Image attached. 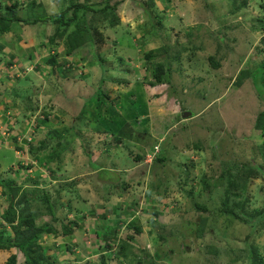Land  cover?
Segmentation results:
<instances>
[{
    "label": "rangeland",
    "instance_id": "rangeland-1",
    "mask_svg": "<svg viewBox=\"0 0 264 264\" xmlns=\"http://www.w3.org/2000/svg\"><path fill=\"white\" fill-rule=\"evenodd\" d=\"M36 1L32 10L39 14L44 13V16L46 12L56 14L60 8L66 7L70 0ZM232 1L154 0L153 6L149 7L148 12H144L133 0H126L119 7V22L109 30H100L103 35L101 45L95 47L83 44L80 46L78 56L62 54L58 57L56 70L48 75L47 79L43 74L50 71V66L44 63V58L49 52L44 50L46 44L43 42L48 41V35L55 33L57 24L41 22L30 26L12 23L13 27H18L15 30L16 35L14 32L5 33L0 39V101L5 102L8 98L6 103L9 108L5 111L8 113L5 117L7 124H13L11 128H17L20 124L30 126L34 130L32 133L35 134L36 144L38 139L43 137L50 141L48 143L55 144L59 138H56L54 133L49 132L47 128H36L38 122L43 120V111H46L49 115L47 124L51 128L54 126L62 130L67 128L61 140L67 144V148L61 151L59 167L58 163H49L55 173L48 168H42L39 162L29 163L27 166L32 169L29 172L16 163L20 161L21 164L22 159L35 162L34 158L27 152L16 154L13 149L0 142V178L15 177L22 183L23 188L28 190L34 185L31 179H36L38 187L47 189L51 194L57 216L64 219L65 223L73 218L77 219L78 232L85 223L92 236L95 226L99 231L101 224L112 221L111 217L106 219L104 214H100L102 208L110 207L113 203L124 205V210L129 209L132 214L128 215L126 223L120 221L121 224L117 223L116 226L121 237L126 234L134 236L135 243L132 249L140 257H146L145 254L153 257L157 250L166 258L170 250L175 248L171 253V264H248L243 258L234 262L237 258L234 255L239 256L240 253L243 255L242 240L251 231L249 225L236 220L227 223L224 214L217 215L218 213L213 210L219 204L218 193L211 192V195L203 196L205 193L200 181L203 173L207 176L219 174L225 167L221 164L222 160L248 162L247 158L255 157L260 163L264 159V134L259 137L256 135L258 131L253 130L256 113L264 109V53L256 52L262 47L259 41L261 34L252 29V22L249 23L250 20L255 22L256 18L253 19L255 16H262L263 9L260 4L264 0H246L247 5L235 13L229 12ZM27 2L30 0L23 3ZM6 3L9 4L6 0H0V11H3ZM30 12L31 8L23 4L17 9L20 17H26L27 14H31ZM154 14L162 17L160 23H155L157 35L148 32L149 15ZM161 24L162 27H158ZM255 25L259 24L254 23ZM218 34L223 35L224 39L219 41L215 39ZM212 35L214 37H211ZM24 40L32 42L31 52L33 54L36 52V61L21 57L19 60L22 61L24 68L17 71L14 62L19 55H24L28 51L19 50L18 42L23 46L21 42ZM56 42V47L59 48L62 44L59 39ZM38 46L40 49H37ZM163 46L168 50L164 55L158 49ZM61 49L62 47L59 48ZM150 49H158L154 53L161 56L169 55V62L166 65L172 69L166 72L168 82L164 84L151 86L148 83L150 72L147 71L144 75L143 52ZM178 52L181 57L180 63L170 59ZM211 54H215L214 59L220 62L218 67H214L209 61L208 55ZM190 56L191 60L188 59ZM160 60L164 61L162 58ZM61 62L65 63V68L70 66V70H66V78L60 77L65 75L63 72L58 74ZM37 64L42 69H36ZM241 69H247L250 76L246 75L240 80L238 75ZM115 71L129 84L122 87L120 91L122 94L112 105L105 100L102 93H97L100 87L99 79L110 78ZM238 80L241 84L236 83ZM97 99L103 100L106 106V110L102 109L103 112L98 118L94 110L96 105L93 103ZM100 100L97 101L98 105H101ZM83 108L90 111L89 118L92 122L88 118L76 119L75 116ZM1 109L3 108L0 104ZM86 115L88 117V112ZM126 122L131 123L130 127L139 128V132L136 133L137 137L142 139L140 142L154 144L155 138L159 141L155 143L156 148L161 149L163 145V153L167 158L163 164H154L150 170L145 162H134L129 151H149L151 147L146 144L142 145L135 141L123 143L118 147L112 144L118 137L117 131L122 129ZM109 124L118 128L114 131L105 126ZM0 125L2 128L0 133L3 131L8 133L5 126L2 123ZM96 127L109 128L115 134L112 135L109 131L102 132L104 139L100 143L109 145L105 148L98 142L100 144L98 147L94 140L92 144L94 147L88 146L87 151L82 147L86 143L74 135L73 130L68 129H82L81 136L90 140V133H86L88 130L86 128ZM248 137L255 141L254 151L248 143L251 139ZM197 146L203 147L196 148ZM88 151L91 154H88ZM251 151L253 156H249ZM236 152L238 155L241 153V156H237ZM192 162L193 168L190 165ZM12 165L16 170H13ZM187 166L190 167L187 169L189 181L184 183L186 171L183 169ZM9 168H12L10 172ZM166 177L168 195L163 198L166 203L159 206L161 213L154 217L156 223L152 225L148 220L154 216L152 208H157L158 204L149 201L145 204L144 192L148 182L158 184L159 179ZM54 178H58L59 182L61 180L76 182L63 188L57 197L58 187ZM105 178L110 181L104 180ZM113 180L118 182L111 185ZM122 182H129L130 186L123 189ZM1 189L0 185V192ZM162 189L160 186V192ZM249 191L251 208L262 209L264 176L254 179ZM193 201L208 205L210 212L215 216L212 221L210 212L206 211L208 226L215 227L210 229V234H205L202 238L196 236L194 230L196 225L191 223L198 220L200 213ZM58 202H63V206ZM133 202H137V206L133 205ZM38 204L44 211L47 210L46 204ZM63 208L69 210L65 211ZM124 210L119 213L121 217L125 216ZM256 218L258 217H254ZM42 219L46 221L49 217L42 215L39 221ZM130 222L141 225L142 231L136 233L134 228L127 227ZM163 223L166 224L164 230L158 227ZM57 225L60 227L58 223ZM159 233L164 235L163 239L157 238L156 235ZM79 238L70 237L69 241L73 243L77 253L60 254L61 264H84L81 259L89 256H96L95 260L90 261L94 260L93 262L97 264L101 261V256L110 252V249L92 250L91 240H87L86 243L89 245L85 246L81 235ZM251 238L254 247L259 252H264V218L253 228ZM48 239L54 240L52 237ZM184 246L188 252L182 250ZM215 248H219L218 252ZM227 248L233 250L227 251ZM0 252L4 254L6 260L10 254L16 252V249ZM17 255V264H22L23 256L21 253ZM110 256L114 254L111 253ZM158 260L160 262L162 259ZM104 261L114 264L117 260L105 256ZM126 263L121 261V264Z\"/></svg>",
    "mask_w": 264,
    "mask_h": 264
},
{
    "label": "trees",
    "instance_id": "trees-1",
    "mask_svg": "<svg viewBox=\"0 0 264 264\" xmlns=\"http://www.w3.org/2000/svg\"><path fill=\"white\" fill-rule=\"evenodd\" d=\"M9 2V4L4 5L3 11H0V39L5 33L14 32L16 28L13 27L11 24L19 23L20 25L26 24V25H35L38 23L43 22H49V23H56V31L53 35H48V41L46 40L43 42L46 44V48L44 50H47L49 53L44 58V63L49 65L50 71L46 74H43V76L47 79L48 75H51L56 70V65L58 63V57L63 55H71V56H78L79 55V49L80 46L83 44H90L95 47L100 46L102 43L103 35H101L100 30H109L114 25H116L119 22V7L126 1V0H97V1H89V0H77L76 2H73L72 0L69 1V4L64 7L60 8L59 12L56 14L53 13H45L39 14L34 9L32 10V6L37 3L36 0H30V2L23 3L19 0H6ZM194 2H197V0H193ZM203 2L205 0H202ZM133 2L138 5L141 10L144 12H148L149 7H152L154 4V0H133ZM231 3V2H230ZM23 4L24 6H27L28 8H31V14H27L26 17H20L17 14L18 7ZM247 5L246 0H233L232 1V7L229 12L235 13L236 11H240L242 8H244ZM261 8L263 9L262 16H255L253 19H255L254 23H258V26H254V23L252 20L249 21L251 23L252 29L255 31H259L261 34L260 42L262 43L261 49L255 45L258 51H262L264 53V2L260 4ZM156 17V18H155ZM42 18V19H41ZM162 19L161 16H157L154 14V16L149 15V21L147 22L148 32H151L155 34V31L157 33L156 25L155 23L161 22ZM156 21V22H154ZM158 27H162V24ZM43 33V31H42ZM46 35V34H45ZM157 35V34H155ZM42 36V34H41ZM211 37H214L212 35ZM59 39L60 43L62 44L60 47H62L61 50L56 47L57 42L56 40ZM218 41L220 39H224L223 35H217L215 37ZM28 41V43H26ZM23 46H21L20 49L24 50L27 49L26 53L22 56L25 57L27 60L30 61H36V52L34 54L31 52V45L32 42L30 40H24L21 42ZM42 43V44H43ZM26 44V45H25ZM34 45V44H33ZM97 45V46H96ZM57 48V49H56ZM200 48V46H199ZM37 49H40L39 46ZM159 50L164 54L168 53L167 48L159 47ZM155 49H150L143 52L144 56V62L143 67L145 68V73L147 71L150 72V79L148 80L149 85L155 86V85H161L164 84L167 81L165 74L168 70L172 69L171 66H167L166 63L169 62V55L167 56H161L158 53H154V51H158ZM161 56V57H160ZM172 57V56H170ZM215 54L208 55L209 61L213 64L214 67H218L220 65L219 61H216L214 59ZM259 57V54H258ZM12 58V57H11ZM157 60L155 61V59ZM164 59L162 62L160 60ZM191 56L188 57L189 60H191ZM177 63L181 62V57L179 52L176 53V55L172 58ZM121 61V60H120ZM15 66L14 68L18 70H23L24 66L22 64V61H19L17 59L16 62H14ZM65 63L61 62L60 67H58V74L63 72L60 77L66 78L67 73L66 70H70L69 67H64ZM36 69H42L40 65H36ZM127 71L129 69H126ZM169 74V73H168ZM250 76L248 74V70L241 69L239 71L238 78L242 80L245 78L244 76ZM55 81L54 79H50ZM238 80L236 83L241 84V81ZM107 84L109 86H107ZM129 82L123 78L119 77L118 72L115 71V74L110 78L101 77L99 79V86L98 87V93H102V96L105 98V100L110 103L114 104L117 102V99L119 98L120 91H122V87H127ZM238 84V85H239ZM105 86V89H104ZM109 87V88H107ZM118 91H117V90ZM116 91L118 93H116ZM100 92V93H99ZM28 97V96H27ZM100 99H97V101ZM92 100H87V102H90ZM94 101V100H93ZM92 101V102H93ZM101 105L105 104L103 100H100ZM104 102V103H103ZM95 103V101H94ZM98 105V104H97ZM99 106V105H98ZM27 109V106H24ZM31 109V108H30ZM33 111V110H32ZM44 112V117L42 118L40 122L43 124L45 123L47 125L48 122V112ZM87 110L81 109L76 115V119L78 118H88L90 122L92 120L87 117ZM25 115V114H24ZM27 117V116H26ZM136 117V116H135ZM87 120V119H86ZM96 122V121H95ZM130 122H126V125L117 131V139L116 142L113 140L112 144H118L119 146L123 143H131L132 141L141 143L142 145L146 144L150 146L149 151L144 152H138V151H129V155H131L132 159L135 163H142L144 162V159L146 158V155L149 152L154 151L155 143H158L159 141L154 138V144H150L149 142H140L142 139H139L137 137V133L139 132V128L135 129L134 127H130ZM129 125V126H128ZM38 126V125H37ZM71 126V125H70ZM49 132L54 133L56 138H59L55 144L48 143L50 142L46 138L40 139L37 144L33 142L30 143L28 147V153L29 155L34 158L39 164L43 166V168H48L51 172H54V170L49 166L50 162H55L56 164L58 162H61L62 156L61 151H64L67 148V144L62 140L63 133L67 132V128L58 129V128H47ZM73 130V134L78 136L81 141L85 142L86 145L82 146L85 151L89 150L88 146L93 148L92 144L94 143V140L98 143H100L101 140L104 139L103 133L109 131L110 133L115 134L112 130H109L107 128H86L88 129L86 131L87 134L90 133L89 139L86 140L84 137L81 136L83 134L82 129H76V128H68ZM76 129V130H74ZM253 130L258 131L259 137L263 136L264 134V109L259 110V112L256 113V117L254 120V126ZM138 131V132H137ZM137 132V133H136ZM136 133V136H135ZM34 138V137H33ZM251 138V137H248ZM54 139V138H53ZM249 145L252 148V151H254V145L255 141L251 138L249 140ZM107 147L109 145L108 143H100ZM203 146H197L196 148H202ZM163 145H161V149L159 148L157 152L154 153V157L151 160L150 163H146V166L151 170L155 165L163 164L165 160L167 159L165 154L163 153ZM252 151L249 156H253ZM88 154H91L88 151ZM237 154V152H236ZM237 156H241V153ZM248 159V162L243 161H233L232 159L228 160H222L221 164H224L225 167L222 168L219 174L216 176H207L205 173L201 174L200 181L202 190H204L203 193L205 195H211V192L218 193L217 197L219 198V204L217 208H215L213 211L215 213H218L217 215L224 214V218L227 219V223H229L230 220H236L238 222H244L246 225H249L248 227L251 229V231L246 234L244 237L243 244V255L240 253L239 256L236 254V260L234 262H237V259L241 260L243 258V261H247L248 264H264V252H259L256 247H254L252 243L251 234L253 231V228L257 225L259 221L264 218V207L262 209L258 208H251L252 201L250 200V191L249 186L256 178H260L261 176H264V159L262 162L258 163L257 159ZM95 165L93 162H90V164ZM188 165V164H186ZM193 168L194 164L193 162L190 164ZM19 166V165H18ZM58 167L60 164L58 163ZM15 167V166H12ZM119 167H117L118 170ZM190 167H185L183 169L186 171V177L183 178L184 183H187L189 181L187 169ZM12 168L8 169V172H10ZM14 170V168H13ZM182 170V171H183ZM38 172V171H37ZM55 173V172H54ZM162 177V176H161ZM58 179V178H54ZM107 181H110L108 179H104ZM160 183L154 184V182L150 181L147 183L144 196H145V204L149 201L152 203L158 204V207L152 208L154 216H152L148 221L154 225L156 223L155 216H158L161 211L159 209L160 205H165L166 202H164V199L168 194L166 192L167 187V181L166 179H159ZM33 182V187L28 190L23 188V185L21 182L17 181L15 177H6V178H0V185L2 187L1 194L5 197V201L7 204L3 205L2 210L0 211V250H12L13 248L16 249V252H13L10 254L4 264H17L18 263V255L17 253H21L23 256V262L22 264H61L60 260V254H73L76 252L75 247L73 246V243H71L70 237L71 234H73L76 230V227L78 226V221L75 219L69 220L67 223L64 222V219L60 218V216H57V210L55 208V204L51 200V194L47 191V189L39 188L38 187V181L36 179H31ZM76 181L72 180L71 182L63 181L59 182L57 180L56 186L58 187V190L56 191L57 197H59L60 191L68 187L70 184H74ZM117 180L111 181V185L117 183ZM123 189H127L130 186L129 182H122ZM160 186L163 188L160 192L159 188ZM194 190V185L191 186V192ZM263 191V189H262ZM201 191H199L200 193ZM111 193V191H110ZM120 193V192H119ZM121 194V193H120ZM167 194V195H166ZM202 196V193L200 194ZM57 198H55L56 201ZM59 199V198H58ZM164 202V203H163ZM37 203V204H36ZM38 203H44L47 205V210L44 211L42 208L39 207ZM60 205L63 206V202H58ZM196 208L199 210V218L198 220H195L191 223L196 225V228L194 227V230L196 231V236L201 237L205 234H210L211 230L215 227L208 226V217L205 215L206 211H211V209L208 208V205L205 203H201L200 201H193ZM36 204V206H34ZM120 205V204H119ZM130 205V204H129ZM133 205L137 206V202H133ZM61 206V207H62ZM120 213H122V206L119 207ZM63 210H65L63 208ZM66 210H69L68 208ZM65 210V211H66ZM104 211V210H103ZM143 212V210L141 211ZM125 214L124 218L117 217V219L112 220L108 225H110L111 230L108 231V237L107 239H110L108 241V246H106L107 241H105V244L95 242L97 239L93 240V243L98 244L97 249L100 251L102 250H108L110 249V253L101 256V261H99L97 264H108L105 263L104 257L107 256L111 260H117L114 262V264H121V261L123 263L127 262L126 264H171V253L175 251V248H172L170 253L165 258L162 253L155 250L154 256L149 257V254H145L146 257H140L137 254L133 252V243L134 236L132 234H126L125 236L121 237V235L118 234L117 229V223L120 221L123 223H126V220L128 219V215H131L132 212L126 211L123 212ZM213 213V212H212ZM211 214V219H215V216ZM104 214V213H103ZM42 215H46L49 217L48 220L43 221L39 218L42 217ZM65 215V214H64ZM106 215V213L104 214ZM246 217V218H243ZM247 216L249 218H247ZM66 217V216H65ZM104 217V216H103ZM254 217H258L254 219ZM247 219V220H246ZM258 219V221H256ZM250 220V221H249ZM211 222V221H209ZM57 223L60 225V227L57 225ZM166 224L158 225L159 228L164 230L166 228ZM210 225V224H209ZM229 225V224H228ZM8 226L9 228H7ZM134 228L136 233H140L142 231L141 225H137L133 222H130L129 225L127 224V227ZM209 227V229H208ZM211 229V230H210ZM152 233V230H151ZM233 232H231L232 234ZM230 234V235H231ZM101 233L96 232V236L100 237ZM157 238H164L163 234L156 235ZM53 238L54 240H50L48 238ZM205 237V236H204ZM116 246L115 249H111L112 247ZM219 248H215L216 252H218ZM183 251H187L186 246L182 249ZM228 250H233L230 248H227ZM116 251V252H115ZM108 252V251H107ZM77 253V252H76ZM113 253L114 256H110V254ZM147 253V252H146ZM218 254V253H217ZM233 256V257H234ZM122 258V259H120ZM96 259V258H95ZM94 259V260H95ZM158 259H162L159 260ZM83 260V259H81ZM121 260V261H120ZM85 262L84 264H96L95 262ZM173 264V263H172Z\"/></svg>",
    "mask_w": 264,
    "mask_h": 264
},
{
    "label": "crops",
    "instance_id": "crops-1",
    "mask_svg": "<svg viewBox=\"0 0 264 264\" xmlns=\"http://www.w3.org/2000/svg\"><path fill=\"white\" fill-rule=\"evenodd\" d=\"M37 2V1H36ZM8 34V33H7ZM18 45H19V48H21V44H19V42H18ZM10 51V50H9ZM15 57V56H14ZM22 56H20V57H17L18 58V60L21 58ZM19 61H21V60H19ZM8 99V98H7ZM7 99L5 100V102H3L4 100H1L0 101V104H1V107L3 108V109H1L0 110V123H2V125H4L5 126V129L8 131V133L7 134H5V131H3L2 133H0V142H3V143H5L4 145H6L8 148H11V149H13L14 151H15V153L17 154V152H16V150H21V149H23V148H25V145H24V142L22 141H19L17 138L18 137H21L22 135H29V134H31L32 135V137H34L33 138V141H34V143L36 142V139H35V134H33L32 132L34 131L30 126H27V125H25V126H22L21 124L20 125H17V128H11L12 126H13V124H7V118H5V117H7V115H8V113L7 112H5L6 111V109L7 108H9L8 107V104L6 103V101H7ZM8 102V101H7ZM94 103V102H93ZM104 103V102H103ZM95 105H96V107L94 108V110H95V113L97 114V118L100 116V113L101 112H103V110L102 109H105L106 110V106H105V104H102V105H97L98 103H97V100H96V102L94 103ZM17 105H19V104H17ZM20 106V105H19ZM16 107V106H15ZM18 107V106H17ZM102 107V108H101ZM19 108V107H18ZM88 112V117H89V112L90 111H87ZM49 116V115H48ZM188 116H190V114L188 115ZM106 127H110L111 129H115V128H118V127H114L112 124H109V125H105ZM0 127H1V125H0ZM49 127H51V126H49L48 124L46 125L45 123H41V122H38V126L36 127V128H49ZM55 127V126H54ZM53 127V128H54ZM22 128H26L25 130L24 129H22ZM59 128V127H58ZM21 129V130H20ZM107 129H109V128H107ZM111 129H109V130H111ZM112 130V131H113ZM2 131V128H0V132ZM115 131V130H114ZM113 131V132H114ZM112 134V133H111ZM6 135V136H5ZM38 141H39V139H38ZM99 143L97 144V146L99 147ZM114 145H116V144H114ZM117 147L119 146L118 144L116 145ZM117 147H116V149H115V151H117ZM144 162H145V159H144ZM43 168V167H42ZM42 168L41 167H39V169H41L40 171H42ZM37 170V169H36ZM36 170H34V172L36 171ZM116 170V169H115ZM95 172H97V170H95ZM51 181H52V179H51ZM57 181V180H56ZM55 181V182H56ZM117 204V203H116ZM2 205H3V196H1L0 195V210H1V208H2ZM119 204H117V205H115L114 203L112 204V205H110V207H108V206H106V207H104V208H102L101 209V215L104 213H106V215H105V218L106 219H108L109 217H111V219L112 220H114V219H117V217H121L120 215H119V213H120V211H119ZM122 210H124V205H122ZM117 209V210H116ZM104 210V211H103ZM129 209H125L124 210V212H126V211H128ZM118 211V212H117ZM85 212V211H84ZM110 213V214H109ZM122 218H124V217H122ZM120 223V222H119ZM121 224V223H120ZM109 227H111L110 225H108V223H106L105 222V224L103 223V224H101L100 226H99V230L101 231V233H102V235H100V237H99V239L97 238L96 240H95V242H97L98 240L99 241H101L102 239H107V235H108V229L109 230H111V228H109ZM95 230V229H94ZM78 234H79V232H78ZM118 234H120V232H118ZM73 236V235H72ZM5 258H4V254H2V252H0V264H4L5 263Z\"/></svg>",
    "mask_w": 264,
    "mask_h": 264
},
{
    "label": "clouds",
    "instance_id": "clouds-1",
    "mask_svg": "<svg viewBox=\"0 0 264 264\" xmlns=\"http://www.w3.org/2000/svg\"><path fill=\"white\" fill-rule=\"evenodd\" d=\"M5 134H6V132H5ZM32 139H33V137H32ZM31 142H33V140L31 141ZM30 142V143H31ZM30 143H29V145H30ZM29 145H28V147H29ZM16 152H17V154L20 152V153H25V152H27L28 153V148H27V150H24V148L23 149H21V150H16ZM29 154V153H28ZM23 160V159H22ZM21 160V161H22ZM27 160V159H26ZM30 161V160H29ZM34 161H36L35 159H34ZM37 162V161H36ZM17 165H19L20 167H22V168H24V169H28L29 167H24V165H22V164H20V161H18L17 163H16ZM12 166H14V165H12ZM12 168H14L15 170H16V167H12ZM27 175H28V173H26ZM17 176H19L18 174H17ZM0 195L2 196V194H1V192H0ZM3 201H5V199L3 200ZM5 204H7L6 203V201H5ZM5 204H3V205H5ZM3 205H2V208H3ZM2 208H1V210H2ZM0 210V211H1ZM74 219V218H73ZM75 220H77V219H75ZM78 221V220H77ZM123 223V222H122ZM78 225H79V223H78ZM7 228H9L8 226H6ZM98 227H96L95 226V230H94V236H92V233L90 232V230H89V228L86 226V224L84 223V226H81L80 227V234H78V230L76 229L75 230V232L73 233V234H71V236L75 239V238H79V235H81V239L83 240V242H84V244H85V246L86 245H89V244H87L86 243V241L87 240H91V242L93 243V240L95 239V237H97L98 239H99V236H96V232H99L98 230H96ZM100 233H101V231H100ZM101 235H102V233H101ZM119 235H121V233L119 234ZM108 236V235H107ZM80 239V238H79ZM110 239H102L101 241H99V243H102V244H105V241H107V243H106V246H108V241H109ZM98 245V244H97ZM97 245H96V243H93V245L91 246V249L92 248H96L97 249ZM115 248V246L114 247H112L111 249H114ZM92 250H94V249H92ZM97 251H100L99 249H97ZM106 251V250H105ZM77 252V251H76ZM75 252V253H76ZM110 253V252H109ZM96 258V256H94V257H92V256H89L88 258H86V259H83V260H85V261H89V262H93V261H90V260H92V259H95Z\"/></svg>",
    "mask_w": 264,
    "mask_h": 264
},
{
    "label": "built area",
    "instance_id": "built-area-1",
    "mask_svg": "<svg viewBox=\"0 0 264 264\" xmlns=\"http://www.w3.org/2000/svg\"><path fill=\"white\" fill-rule=\"evenodd\" d=\"M19 1H21V2H26L27 0H19ZM7 134V133H6ZM19 141H23L24 142V145H25V148H24V150H27V148H28V145H29V143L33 140L32 139V135L31 134H29V135H22L21 137H18L17 138ZM157 150H158V148H156V146L154 147V151L153 152H149L147 155H146V158H145V162L146 163H150L151 162V160L153 159V157H154V153L155 152H157ZM29 160H26V159H23L22 161H21V164L22 165H24V167H28L27 165L29 164V163H36V161L35 162H33V161H29ZM33 168V167H32ZM28 171L29 172H31L32 171V169L29 167L28 168Z\"/></svg>",
    "mask_w": 264,
    "mask_h": 264
},
{
    "label": "water",
    "instance_id": "water-1",
    "mask_svg": "<svg viewBox=\"0 0 264 264\" xmlns=\"http://www.w3.org/2000/svg\"><path fill=\"white\" fill-rule=\"evenodd\" d=\"M190 113H188L187 115H189ZM186 116V115H185Z\"/></svg>",
    "mask_w": 264,
    "mask_h": 264
}]
</instances>
